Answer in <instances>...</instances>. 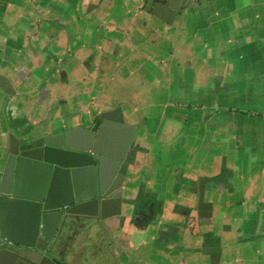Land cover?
<instances>
[{
	"label": "crops",
	"instance_id": "crops-1",
	"mask_svg": "<svg viewBox=\"0 0 264 264\" xmlns=\"http://www.w3.org/2000/svg\"><path fill=\"white\" fill-rule=\"evenodd\" d=\"M143 1L0 0V173L10 134L121 107L123 216L68 237L65 264H264V0H199L156 30Z\"/></svg>",
	"mask_w": 264,
	"mask_h": 264
},
{
	"label": "water",
	"instance_id": "water-1",
	"mask_svg": "<svg viewBox=\"0 0 264 264\" xmlns=\"http://www.w3.org/2000/svg\"><path fill=\"white\" fill-rule=\"evenodd\" d=\"M198 2L148 0L144 11L173 25L182 9ZM0 88L13 94L1 75ZM137 133L118 107L90 118L89 125L69 126L33 142L10 134L0 173V264H65L63 251L76 222L83 231L95 222L119 221L127 203L124 170Z\"/></svg>",
	"mask_w": 264,
	"mask_h": 264
},
{
	"label": "rangeland",
	"instance_id": "rangeland-1",
	"mask_svg": "<svg viewBox=\"0 0 264 264\" xmlns=\"http://www.w3.org/2000/svg\"><path fill=\"white\" fill-rule=\"evenodd\" d=\"M145 3H146V1L144 0L143 2H142V8H141V11L143 12V9H144V7H145ZM140 15H144L143 13L142 14H140ZM139 17H142V16H138L137 18H139ZM149 18L150 16H146L145 15V17L143 16V18ZM142 19V18H141ZM145 21H147L150 25H151V28H153V29H157V26L155 27V25H157V23L158 22H156L153 18H150V21L149 20H145ZM146 22V23H147ZM179 23H180V21H179ZM132 24V28L133 29H137L138 28V22L137 21H133V23H131ZM162 24L161 23H158V27L159 26H161ZM141 35V34H140ZM156 35H158L157 34V32L154 34V36H156ZM142 36V35H141ZM143 37V36H142ZM145 37L147 38L148 36L147 35H145ZM182 60H184L185 61V63L184 64H186L185 66H189V67H191L192 66V59H175V61L178 63V65L180 66V63H181V61ZM172 61V60H171ZM168 71V70H167ZM170 71V70H169ZM115 86V82L114 81H112V83H111V85L109 86L110 88L111 87H114ZM109 88V89H110ZM111 90H113V92L116 90L115 88H111ZM86 102H88V100L86 101ZM104 103V105H106L108 102H106V100L103 102ZM179 103H180V100H179ZM185 103V102H184ZM184 103H182L183 105H185ZM181 104V103H180ZM63 108V107H62ZM196 108H200V109H204V105L203 104H199V105H196ZM64 109V108H63ZM64 114H66L67 115V118L69 117L68 115H70V112H71V110L69 109V108H67V112L64 110ZM94 113V111H89L88 112V115H89V117L90 118H94L95 116H99V115H101V113H103V112H97L96 114H93ZM85 113L84 112H79L78 111V116H79V118H80V120H83V122H86V120H87V117L86 116H83ZM72 115V114H71ZM73 116V115H72ZM82 122V121H81ZM74 124H72V126H73ZM42 127V125H38L37 126V129H39V128H41ZM46 136V135H45ZM43 137V136H42ZM35 140V139H34ZM33 140V141H34ZM33 141H31V142H33ZM217 167H218V164H217ZM119 232V231H118Z\"/></svg>",
	"mask_w": 264,
	"mask_h": 264
},
{
	"label": "flooded vegetation",
	"instance_id": "flooded-vegetation-1",
	"mask_svg": "<svg viewBox=\"0 0 264 264\" xmlns=\"http://www.w3.org/2000/svg\"><path fill=\"white\" fill-rule=\"evenodd\" d=\"M147 3H148V0H147V2H146V5H147ZM145 5V6H146ZM185 11V9H182V11L180 12V14L182 13V12H184ZM82 225L83 224H80L79 222L77 223H75L73 226H71V231H72V234H77V233H80V232H82ZM84 231V230H83Z\"/></svg>",
	"mask_w": 264,
	"mask_h": 264
}]
</instances>
